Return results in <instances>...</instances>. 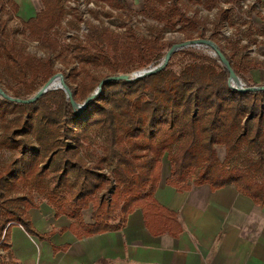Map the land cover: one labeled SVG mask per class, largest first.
I'll use <instances>...</instances> for the list:
<instances>
[{
	"label": "trees",
	"instance_id": "obj_1",
	"mask_svg": "<svg viewBox=\"0 0 264 264\" xmlns=\"http://www.w3.org/2000/svg\"><path fill=\"white\" fill-rule=\"evenodd\" d=\"M68 1L41 0L43 9L35 17L22 22L32 37L49 42L59 55L72 52L79 69L70 71L67 85L77 102L80 98L82 104L87 101L104 79L158 65L167 53L164 54V48L169 50L175 45L136 35L120 42L113 31L98 27H91L85 40L74 36L70 43L63 44L58 34L63 20L72 13L67 8ZM88 1L97 5L107 3L114 9L132 13L126 0ZM144 1L143 15L165 23L170 29L180 25L182 29L192 30L187 40H193L194 33L203 25L198 18L188 16L175 0ZM223 2L229 4L227 9L223 8L221 0H205V7L217 8L215 25L218 32L224 23H228L241 37L229 41L231 55L221 51L246 88L257 87L245 81L243 72L264 69V62L246 58L233 62L232 58L236 55L234 48L239 47L243 38L255 44L256 33L264 36V29L237 28L233 20L237 11L242 9V0ZM0 9L7 12L8 18H13L19 6L12 0H0ZM253 13L262 14L255 5L246 15L251 19ZM79 22L81 18H72L67 25L79 30ZM16 32H8L0 19V83L6 80L16 83L11 97L25 100L32 97L56 71L50 60H41L25 52L12 39L11 34ZM199 37L203 38L204 33L199 32ZM215 43L218 44L216 40ZM180 53L192 59L180 72L174 71L168 63L162 71L142 79L107 81L101 92L79 113L70 100H66L65 114L74 121L75 129L65 130V139L72 145L62 141V155L57 152L51 158L53 179L59 181L64 173L86 168L90 161L89 168L101 180L97 188L105 189L112 179L115 189L110 201H103L98 196L84 197L82 204L77 205L57 191H50L43 180L35 181L33 186L54 206L56 216L66 215L74 221L70 229L76 232L80 228L83 232L80 236L120 230L129 215L138 209L148 222L155 221L158 225L173 219V214L161 207L155 198L163 178L165 159L170 162V177L166 180L170 186L188 189L189 183L195 186L207 184L216 191L235 185L256 205L264 206V90L244 92L232 88L230 73L218 57L187 50ZM38 100L41 102L42 98ZM16 112L27 114L29 104L0 96V153L5 150L26 152L27 140L33 135L31 120L16 124L9 121ZM93 125L104 130L106 140L101 154L88 159L81 149L89 147L88 130ZM219 146L225 149L224 160L219 157ZM14 165L15 162L6 165L0 173V180L12 175ZM104 170H108L109 175L103 173ZM46 171L47 167L40 169L41 174ZM91 203L93 223L86 224L82 213ZM14 215L31 235L43 237L28 222V215L20 205L15 206ZM5 228L6 225L3 228L0 225V235ZM7 232L8 229L5 239Z\"/></svg>",
	"mask_w": 264,
	"mask_h": 264
},
{
	"label": "rangeland",
	"instance_id": "obj_2",
	"mask_svg": "<svg viewBox=\"0 0 264 264\" xmlns=\"http://www.w3.org/2000/svg\"><path fill=\"white\" fill-rule=\"evenodd\" d=\"M126 1L132 13L114 9L107 3H100L97 5L95 2H89L88 0L68 1L67 8L69 11H72V13L67 15L63 20V25L59 29V40L63 44L70 43L74 36H78L79 39L85 40L91 27H98L100 29L113 31L119 37L120 42H125V40L136 35L137 37H144L145 39L155 38L159 39L161 42L180 44L187 41V35L193 32L190 29H182L180 25L176 26L175 29H170L165 23H159L143 15L144 0ZM171 1L168 2V4H170ZM175 1L179 2V5L188 12V16L196 17L203 23V25L198 28V31L194 33L193 40L207 39L214 43L216 40L218 42V44L215 43L217 47L231 55L229 41H237L241 37V34H236L235 27L228 23H224L220 31H217L215 25V19L218 13L217 8L208 9L205 7V0ZM221 5L224 9L229 7V4L224 3L223 0H221ZM253 5H255L256 10L260 11L262 14L258 16L257 13H253L250 19L246 15V12ZM241 6L242 9L238 10L234 16L233 21L235 26L237 28L241 27V30L247 27L264 29V6L258 2V0H242ZM72 18H77L78 20L81 18L79 30L70 29L67 25L68 20ZM0 19L6 24L8 32L12 33L14 30L17 31L14 35L11 34L12 39L16 40L25 52L41 60H50L51 66L56 71L55 74H62L65 83L68 84L70 82V71L74 68L79 69V64L74 61L71 51L64 55H59V51L53 50L49 42L32 37L22 21L15 17L8 18L5 10L0 9ZM199 32L204 33L203 38L199 37ZM255 37L257 38V43L255 44L250 43L245 38L240 41L239 47L245 45L247 48L242 49L235 47L234 50L236 55L232 58L233 62L242 58L264 62V36H260L259 33H256ZM181 50L214 57L212 49L207 46H193L180 49L173 54L169 61L171 68L176 72H180L185 65L192 62L189 56L180 53ZM167 51L168 49L165 47L164 54ZM163 58L164 56L162 59ZM243 77L250 85L264 86V69L262 68L244 71ZM241 80L245 84L243 79ZM78 81L80 82L81 79L78 78ZM0 86L9 96H11L16 89V83L8 80H6V82H1ZM74 88L77 90V85L74 84ZM59 91L60 90L49 91L41 97V102L38 100L29 104V112L27 114L16 112L9 117V121L15 124L23 120H31L33 124V135L31 139L27 140L26 152L21 150H5L0 153V173L4 171L8 163L15 162L12 175H6L0 180V206L2 209L0 210L1 226H7L11 222L19 220V217L14 215V208L16 205H20L21 209L26 214L28 209L32 207L40 208L42 205L47 204L53 206L45 196H40L34 188L33 184L38 180H43L50 191H57L59 195L67 197L77 205L82 204V199L84 197L98 196L103 201H110L111 199V194L115 189V181L111 179V183L108 184L105 189L99 190L97 187L101 184V180H99L89 168L91 164L90 161L86 168L64 173L59 181L53 179L51 158L57 152L59 156L62 155L63 149L61 142L66 140L65 130L75 129L74 121L68 119L65 114L66 93L63 90L62 93H59ZM92 93L93 92L90 94ZM82 102L83 99L80 98L78 103L82 104ZM88 137L89 147L84 146L81 150L83 156L90 159L92 155L101 154V147L105 144L106 134L99 126L93 125L88 130ZM66 142L72 145L70 141L66 140ZM217 148L220 159L224 160V147L219 146ZM58 160L60 161V159ZM62 163L63 162H61V164ZM43 167H47V171L41 174L40 169ZM170 172V162L165 159L163 176L166 177L170 175ZM103 173L109 175L108 170H104ZM189 184L190 187L193 185L192 183ZM83 215V219L92 221V203L88 209L83 210L82 216ZM0 264H15L8 250L4 233L0 235Z\"/></svg>",
	"mask_w": 264,
	"mask_h": 264
},
{
	"label": "crops",
	"instance_id": "obj_3",
	"mask_svg": "<svg viewBox=\"0 0 264 264\" xmlns=\"http://www.w3.org/2000/svg\"><path fill=\"white\" fill-rule=\"evenodd\" d=\"M15 18L26 22L43 8L41 0H12ZM264 6V0L260 2ZM163 176L157 203L174 218L164 225L148 222L138 209L120 230L91 236L73 220L56 216L54 206L28 209V222L43 236L31 235L11 222L7 245L15 264H264V206L235 185L212 191L210 186L177 189ZM84 218V215H83ZM92 224L93 220L86 221ZM4 225H2V228Z\"/></svg>",
	"mask_w": 264,
	"mask_h": 264
},
{
	"label": "water",
	"instance_id": "obj_4",
	"mask_svg": "<svg viewBox=\"0 0 264 264\" xmlns=\"http://www.w3.org/2000/svg\"><path fill=\"white\" fill-rule=\"evenodd\" d=\"M193 46H207L212 49L213 51V56L218 57L221 64L228 70L230 73L229 77V83L230 86L234 89L240 90V91H263L264 86H257V87H249L246 88L245 84L242 82V80L239 78V76L236 75L234 72L230 61L225 57L221 49L217 47V45L207 39H195V40H187L185 42H182L180 44H175L173 45L165 54L164 58L162 61L156 65V66H151L146 69L138 70L136 72H133L131 75L130 74H120L115 77L107 78L101 81L97 89L90 95V97L85 101L83 104H79L77 101H75L74 96L72 91L70 90L69 86L67 83H65L63 75L62 74H55L53 77H51L32 97L25 99V100H20V99H15L11 96H9L0 86V96L6 99H9L11 101H14L16 103H21V104H31L36 102L39 98H41L43 95H45L47 92L52 91V90H63L66 93L67 99L70 100L71 104L74 106L76 110H78V113L84 110L88 103L91 102L102 90L105 82L111 81V80H117V81H131V80H137V79H142L147 76H151L153 74H156L163 69H165L173 56L174 53H176L178 50L183 49V48H188V47H193ZM57 77L61 78V81L59 84L55 83V79Z\"/></svg>",
	"mask_w": 264,
	"mask_h": 264
},
{
	"label": "bare ground",
	"instance_id": "obj_5",
	"mask_svg": "<svg viewBox=\"0 0 264 264\" xmlns=\"http://www.w3.org/2000/svg\"><path fill=\"white\" fill-rule=\"evenodd\" d=\"M60 81H61V78H60V77H57V78L55 79V83H56V84H59Z\"/></svg>",
	"mask_w": 264,
	"mask_h": 264
}]
</instances>
